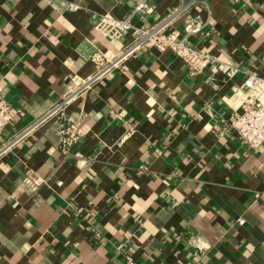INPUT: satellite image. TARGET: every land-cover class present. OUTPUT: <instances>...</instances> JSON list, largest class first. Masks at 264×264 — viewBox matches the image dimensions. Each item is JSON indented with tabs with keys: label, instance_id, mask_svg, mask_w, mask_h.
I'll use <instances>...</instances> for the list:
<instances>
[{
	"label": "crops",
	"instance_id": "obj_1",
	"mask_svg": "<svg viewBox=\"0 0 264 264\" xmlns=\"http://www.w3.org/2000/svg\"><path fill=\"white\" fill-rule=\"evenodd\" d=\"M142 1L0 0V95L21 110L0 134V264H264V144L228 122L235 87L264 78V0H145L132 15L181 36L201 23L190 42L233 62L228 80L143 48L91 82L95 55L132 41L100 15ZM71 94L82 137L66 156L46 115Z\"/></svg>",
	"mask_w": 264,
	"mask_h": 264
},
{
	"label": "built area",
	"instance_id": "obj_2",
	"mask_svg": "<svg viewBox=\"0 0 264 264\" xmlns=\"http://www.w3.org/2000/svg\"><path fill=\"white\" fill-rule=\"evenodd\" d=\"M70 11H78L77 3H68ZM152 11L147 1H142L134 9L131 16L117 18L110 13L99 17L97 27L106 35L120 39L129 36L132 41L123 52L115 58L98 53L94 60L98 70L92 81H98L106 75L120 70L124 60L132 53L143 48H154L160 52L172 51L180 57L188 67L190 75L203 74L207 69L211 71L210 80L218 82L233 77L238 68L231 61H220L210 52L194 46L190 42L192 35L202 31L203 25L195 23L184 36L177 32L167 33L165 22L155 26H137L132 22V15L143 11ZM88 83V82H87ZM86 83V84H87ZM74 94L65 96L46 116L57 117V135L59 137V148L66 156L70 155L72 148L80 141L82 133L77 121L71 118L67 111V104ZM230 102L235 105V112L228 120L231 127L237 133L242 143L247 144L255 150H259L264 144V78L256 74L248 73L241 86L235 87L230 97ZM21 110L11 105L0 95V134L6 127L11 125ZM6 145L4 150H8ZM124 264H137L132 258H128Z\"/></svg>",
	"mask_w": 264,
	"mask_h": 264
}]
</instances>
